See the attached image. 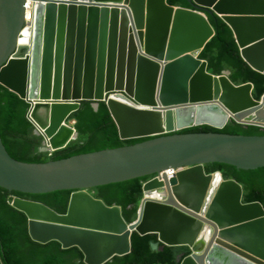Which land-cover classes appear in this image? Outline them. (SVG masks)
Wrapping results in <instances>:
<instances>
[{
    "label": "water",
    "instance_id": "obj_1",
    "mask_svg": "<svg viewBox=\"0 0 264 264\" xmlns=\"http://www.w3.org/2000/svg\"><path fill=\"white\" fill-rule=\"evenodd\" d=\"M36 0L31 30L26 0H0V85L25 100L43 151L79 138L70 124L84 101L105 102L122 140L149 138L44 163L10 156L0 138V187L24 194L73 191L66 212L15 197L30 237L77 246L86 264L132 249L133 232L155 233L166 246H187L179 264H264V209L243 202L242 186L205 165L264 167V135L180 133L229 121L264 130V94L214 75L200 52L215 32L207 17L230 26L242 58L264 74V0ZM43 113L45 121H38ZM173 169L175 174L164 173ZM162 173L161 180L154 176ZM151 176L136 218L91 189ZM205 233V236L203 235ZM0 264H3L0 256Z\"/></svg>",
    "mask_w": 264,
    "mask_h": 264
},
{
    "label": "trees",
    "instance_id": "obj_2",
    "mask_svg": "<svg viewBox=\"0 0 264 264\" xmlns=\"http://www.w3.org/2000/svg\"><path fill=\"white\" fill-rule=\"evenodd\" d=\"M171 6L191 9L187 0H167ZM214 29L213 38L200 52L199 58L206 61L208 71L221 75L230 71L234 84L252 85V97L259 100L264 94V74L254 70L241 56L240 48L230 26L216 14L207 15ZM95 102L84 101L72 120L77 121L79 138L68 147L56 152L43 151L45 138L36 134V128L28 120L30 105L17 94L0 85V138L10 156L27 163H44L88 154L106 149L134 145L149 138L122 140L108 105L105 102L95 108ZM180 133L214 132L228 135H264L257 126L240 125L229 121L222 129L197 126ZM207 173L219 171L224 180L232 179L243 189V202H259L264 209V167L243 170L220 163L207 164ZM151 176L93 188L90 192L108 206L122 208L123 216L132 222L142 198V185ZM73 191H58L49 194H24L0 187V256L3 264H86L83 252L77 246L63 248L57 240L48 243L34 241L28 232V218L16 209L11 200L21 197L42 202L50 208L64 213ZM132 249L122 256H115L104 264H179V258L189 254L187 246H166L157 242L155 233L131 236Z\"/></svg>",
    "mask_w": 264,
    "mask_h": 264
},
{
    "label": "built area",
    "instance_id": "obj_3",
    "mask_svg": "<svg viewBox=\"0 0 264 264\" xmlns=\"http://www.w3.org/2000/svg\"><path fill=\"white\" fill-rule=\"evenodd\" d=\"M35 2H36V0H26L25 7H24V9H25L24 29L31 30V28H32V24H33V20H34ZM70 124H72L73 127H76L77 121L71 120ZM175 172H176L175 170L169 169V170H166L164 173L166 174V176L170 177V176L174 175ZM161 176H162V173H159V174L155 175L154 177L161 180Z\"/></svg>",
    "mask_w": 264,
    "mask_h": 264
},
{
    "label": "bare ground",
    "instance_id": "obj_4",
    "mask_svg": "<svg viewBox=\"0 0 264 264\" xmlns=\"http://www.w3.org/2000/svg\"><path fill=\"white\" fill-rule=\"evenodd\" d=\"M41 116H43V113H40L39 115H38V121H45V117L44 118H42ZM203 235L205 236V233H203Z\"/></svg>",
    "mask_w": 264,
    "mask_h": 264
}]
</instances>
